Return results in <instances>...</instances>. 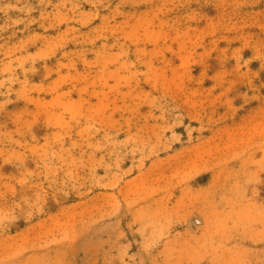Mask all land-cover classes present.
I'll return each instance as SVG.
<instances>
[{
    "label": "rangeland",
    "instance_id": "374dc122",
    "mask_svg": "<svg viewBox=\"0 0 264 264\" xmlns=\"http://www.w3.org/2000/svg\"><path fill=\"white\" fill-rule=\"evenodd\" d=\"M0 264H264V0H0Z\"/></svg>",
    "mask_w": 264,
    "mask_h": 264
}]
</instances>
